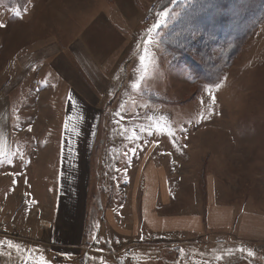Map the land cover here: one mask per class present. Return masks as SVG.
Returning a JSON list of instances; mask_svg holds the SVG:
<instances>
[{
	"label": "rangeland",
	"instance_id": "1",
	"mask_svg": "<svg viewBox=\"0 0 264 264\" xmlns=\"http://www.w3.org/2000/svg\"><path fill=\"white\" fill-rule=\"evenodd\" d=\"M27 1L35 7L36 37L43 33L61 44L82 39L109 82L101 95L97 130L93 126L97 139L91 149L92 172L82 190L85 205L70 202L69 190L67 204L61 203L53 161L48 163L49 186L43 189L48 182L35 173L34 158L24 153L27 149H15L12 154L18 152L14 166L25 183L9 179L2 188L1 200L8 197L18 202H0V264H39L41 258L46 264H264V248L256 245L209 243L202 236L177 240L162 234L141 240L116 231L110 223L113 216L123 228L132 218L127 186L139 157L129 153L149 147L155 135L161 138L156 149L164 161L170 165L176 155L181 176L192 175L194 168L189 166L199 167L207 155V170L215 178L223 177L229 194L242 198L240 202L248 201L250 209L264 211V20L231 60L223 78L206 84L183 60H171L160 42L179 9L190 0ZM157 2L155 10L152 4ZM165 9L164 21L149 33L159 19L157 14ZM148 39L145 71L139 57ZM134 83L139 86L133 87ZM156 121L159 124L153 127ZM160 127L166 130L160 132ZM53 132H58L56 125L50 126ZM133 134L138 139H132ZM49 145L54 159L60 142L51 140ZM228 149L233 156L223 152ZM235 150L243 153L241 167L236 166ZM201 168L194 172L203 175ZM237 169L242 170V179L247 178L242 189L234 181ZM71 191L77 196L81 192ZM9 241L19 245L23 254L9 247Z\"/></svg>",
	"mask_w": 264,
	"mask_h": 264
},
{
	"label": "crops",
	"instance_id": "2",
	"mask_svg": "<svg viewBox=\"0 0 264 264\" xmlns=\"http://www.w3.org/2000/svg\"><path fill=\"white\" fill-rule=\"evenodd\" d=\"M26 3L27 0H0V24L4 25L0 27V195L9 179L17 184L24 182L14 166L18 152L12 155L15 149L23 148L27 149V157L34 158L39 179L48 182L43 189L49 186L48 163L53 161L59 173L55 188L61 203L67 204L69 190L70 202L83 206L86 202L82 190L92 172L91 149L97 139L93 129L98 128L101 95L106 93L109 79L82 39H66L67 43L61 44L43 33L36 37L35 7ZM77 7L78 4L73 9ZM51 125H56L58 132L50 133ZM153 138L149 147L129 153L139 157L131 185L127 186L132 218L127 216V224L121 228L112 216L110 223L116 231L143 237L141 240L161 234L177 240L202 236L209 243L264 248V211L250 209L248 201L240 202L242 198L229 194L230 187L223 177L215 178L207 170V155L202 157L199 167L189 166H202L203 175L193 169L192 175L181 176L177 173L176 155L169 165L156 149L161 138ZM51 140H58L60 147L62 144L54 159ZM63 142L70 144L65 146ZM235 151L236 166L241 167L243 153ZM223 152L233 156L229 149ZM9 159L11 163H7ZM241 169L235 171L234 180L240 189L247 179H242ZM71 189H79L80 195ZM2 201L18 199L5 197Z\"/></svg>",
	"mask_w": 264,
	"mask_h": 264
},
{
	"label": "trees",
	"instance_id": "3",
	"mask_svg": "<svg viewBox=\"0 0 264 264\" xmlns=\"http://www.w3.org/2000/svg\"><path fill=\"white\" fill-rule=\"evenodd\" d=\"M160 38L174 62L181 59L202 83L225 69L264 20V0H190Z\"/></svg>",
	"mask_w": 264,
	"mask_h": 264
},
{
	"label": "snow or ice",
	"instance_id": "4",
	"mask_svg": "<svg viewBox=\"0 0 264 264\" xmlns=\"http://www.w3.org/2000/svg\"><path fill=\"white\" fill-rule=\"evenodd\" d=\"M172 2L174 3L175 0H172ZM16 15H20V13L19 12H16ZM157 15H158L159 19H157L156 23H154L152 25V27L148 29V32L149 33H151L154 29H156L164 21V17L167 15V9H165L164 12L158 13ZM3 26H4L3 24H0V27H3ZM143 43L145 45V48H144V52L139 57V61H140L141 65L144 66L145 71H146L147 70V65H146L145 61H146V58L148 57V48H147V45H149L151 43V40L150 39L145 40V41H143ZM132 86L133 87H138L139 85L136 84V83H134ZM217 87H219V85H217ZM213 102H214V97H213ZM202 103H203V101H202ZM69 119H71V117H69ZM149 119H152V118L149 117ZM157 124H159V121H156V123L153 125V127H155ZM65 127H67V125H65ZM144 130H145L144 128H141V131H144ZM158 130L160 132H164L166 130V128L165 127H160V128H158ZM167 134L169 136H171V137H174V133H172L170 130H167ZM131 138L132 139H138V137L135 136V134H133V136ZM131 151L134 154L135 151H136V149L133 148V149H131ZM7 163H11V161L8 160ZM141 239H143V237H141ZM8 246L9 247H16L17 251H20L23 254V250L20 249L19 245H13V243L11 241H9L8 242ZM180 251L183 252V249H181ZM239 251L243 252L244 249H239ZM247 254L249 256H252L253 255V253H252L251 250H248V253ZM226 255H231V252H227ZM216 259L217 260H220V259H222V257L221 256H217ZM39 264H46V261H44L41 258Z\"/></svg>",
	"mask_w": 264,
	"mask_h": 264
},
{
	"label": "built area",
	"instance_id": "5",
	"mask_svg": "<svg viewBox=\"0 0 264 264\" xmlns=\"http://www.w3.org/2000/svg\"><path fill=\"white\" fill-rule=\"evenodd\" d=\"M152 7L153 8H155V10L158 8V2L157 3H153L152 4ZM152 12H154V9L153 10H151ZM149 18L152 20L153 19V13H151L150 15H149Z\"/></svg>",
	"mask_w": 264,
	"mask_h": 264
}]
</instances>
